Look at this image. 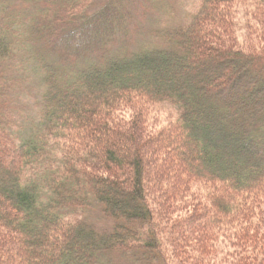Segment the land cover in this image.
Instances as JSON below:
<instances>
[{"label": "trees", "instance_id": "1", "mask_svg": "<svg viewBox=\"0 0 264 264\" xmlns=\"http://www.w3.org/2000/svg\"><path fill=\"white\" fill-rule=\"evenodd\" d=\"M150 1L0 0V264H264V0Z\"/></svg>", "mask_w": 264, "mask_h": 264}, {"label": "rangeland", "instance_id": "2", "mask_svg": "<svg viewBox=\"0 0 264 264\" xmlns=\"http://www.w3.org/2000/svg\"><path fill=\"white\" fill-rule=\"evenodd\" d=\"M94 1H95L94 4L97 6L98 3H100V5H101L104 1H107V0H94ZM136 1H139V0H134V3H133V5H131V7L136 8V11L138 12L137 15H140L143 12V8H141L140 3L136 2ZM200 2H201V0H155V3L153 5V4H151L152 2L150 1V4H151L150 7L151 8H149V10L147 11V13H146L147 15H145V18L141 19L142 24L146 28L151 27V26L152 27H158L159 24L160 25H166L167 24L169 26L180 24L184 21H187V19L190 18L191 14L193 12H195L197 10V8L199 7ZM241 11H242V9H241ZM235 19H236L235 21H237V22L239 21L241 26H243V28H239L236 31V38H238L239 43L241 45H245V47H246V44H248L250 42L256 43L257 41H256L255 37L263 29V27L258 26V23H257L258 21L252 20L254 22V25H255V26H252L253 30L251 29V31H245L244 26H246V24H245L244 15L242 13L238 14V15H236ZM84 33H85V31H84ZM144 43L145 42H143V40H142L139 43H137L136 45L140 46L141 44H144ZM221 69L223 72L226 70L228 72V67H223ZM241 100L243 101V99H241ZM38 110H39V107L37 105L34 106V99L32 97L30 100H26V99L23 100L22 99L20 111H18V113L15 115L16 117L14 118L13 130L18 131V132L29 131L33 121H35V119H38ZM156 115L158 118L157 117L154 118V121H151L149 123L154 130H156L163 123L162 119L164 120L163 116L165 115V112L162 111V112L156 113ZM225 143H227V145H228L229 141L225 140Z\"/></svg>", "mask_w": 264, "mask_h": 264}]
</instances>
